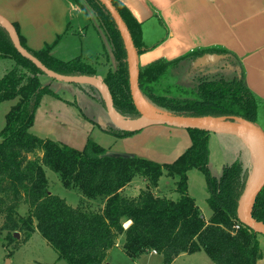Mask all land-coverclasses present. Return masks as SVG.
<instances>
[{
  "label": "trees",
  "instance_id": "16d2710c",
  "mask_svg": "<svg viewBox=\"0 0 264 264\" xmlns=\"http://www.w3.org/2000/svg\"><path fill=\"white\" fill-rule=\"evenodd\" d=\"M86 1L113 48L117 67L109 70L104 82L111 91L115 109L126 120H138L141 115L131 96L128 53L121 33L99 0ZM112 2L127 24L138 53H143L141 23L121 1ZM20 39L27 48L24 39ZM28 51L56 73L97 76L96 67L81 57L66 62L52 56L50 49ZM208 56L223 64L212 70L196 69V74L188 78ZM0 60L13 62L0 77V104L17 100L0 130V217L5 213L1 230L8 232L10 240H15L18 232L28 241L38 231L56 250L58 259L68 264H105L109 250L120 236H124L123 248L132 259L157 251L163 264H172L182 254L201 251L209 256L211 264H257L263 257L260 234L243 225L237 216L252 168L239 156L223 168L220 177L215 176L209 166L212 132L187 129L191 146L167 164L112 152L93 139L78 150L40 138L31 129L42 98L62 97L44 82L48 76L19 53L2 24ZM177 75L179 81L170 83ZM76 85L106 109L97 87ZM139 87L143 98L163 112L223 118L230 122L240 118L258 126L259 101L247 85L241 60L223 48H199L174 60H157L140 68ZM101 128L119 138L137 133L114 125ZM38 152L42 155L30 159L29 155ZM46 169L58 173L66 188H75L87 199L104 200L103 208L73 207L64 198L52 194ZM194 169L206 179L207 204L211 210L208 221L189 194L188 172ZM163 176L176 179V199L155 193ZM137 177L144 179L146 187L135 197L124 195L123 189ZM21 201L30 204L27 215L19 212ZM252 214L264 223V189L255 200ZM237 223L240 229H235Z\"/></svg>",
  "mask_w": 264,
  "mask_h": 264
},
{
  "label": "crops",
  "instance_id": "0c3cea01",
  "mask_svg": "<svg viewBox=\"0 0 264 264\" xmlns=\"http://www.w3.org/2000/svg\"><path fill=\"white\" fill-rule=\"evenodd\" d=\"M119 1L142 25L145 51L138 53L139 69L160 59H177L199 48H223L237 55L245 70L247 85L259 101L258 126L264 130V0ZM0 16L14 25L19 36L24 39L27 49L35 52L50 49L52 56L66 62L81 57L96 67L97 76L103 80L109 70L114 69L112 46L111 44L109 48L106 46L105 33L103 35L97 30L98 39H95L92 29L101 26L90 11L83 10L75 0H0ZM89 23L92 27L87 26ZM10 62L13 65V62ZM53 84L58 85L56 82ZM70 86H75L70 92L83 91L76 84ZM51 88L63 100L58 101L60 99L45 95L36 112L32 129L36 128V123L43 131L51 129L54 123H62L68 129L60 132V139H67L66 141L70 143L68 145L82 150L89 139L94 140L92 134L96 126H113L102 114L99 119L87 116L81 106V111H75L74 115L71 111L74 106L65 105L64 100L74 102L64 96L63 87L57 90L51 85ZM6 102L9 107L11 106L7 114L17 100ZM60 115H63L62 118ZM107 136L109 137L105 138L106 149L136 155L161 164L174 162L192 144L187 129L165 125L150 126L126 138L110 134ZM245 147L240 135L212 132L209 163L212 173L220 177L226 165L234 163L239 156L244 157ZM193 179H197L196 185ZM174 182L176 183V179L163 176L159 186L154 190L155 193L177 198ZM172 183L174 185L170 187ZM142 184L144 187L138 189V194L146 187V183L142 181ZM162 184H166L167 187ZM188 186L189 194L196 200L197 205L198 189L205 195L207 204L206 179H203L196 169L188 172ZM130 197L135 196L131 194ZM200 209L204 219L208 221L211 213L206 214L202 208ZM122 238L121 247L115 246L109 250L110 259L107 257V260H112L111 255L115 250L126 254L123 248L124 236ZM259 241L263 257L257 264H264V239L259 236ZM201 252L182 254L174 262L179 259L185 261ZM151 255L162 258L159 254H149ZM111 262L107 261L105 264Z\"/></svg>",
  "mask_w": 264,
  "mask_h": 264
},
{
  "label": "rangeland",
  "instance_id": "374dc122",
  "mask_svg": "<svg viewBox=\"0 0 264 264\" xmlns=\"http://www.w3.org/2000/svg\"><path fill=\"white\" fill-rule=\"evenodd\" d=\"M79 2H80L79 4L81 5L82 9L89 10L90 13L95 17L96 22L99 25H101L99 18L97 17L92 7L88 4V2L86 0H79ZM87 26L92 27L90 26V23ZM101 28L98 26L92 29L93 30L92 32L95 35V39H98L97 38L98 31L104 35L105 32ZM105 43H106V46L109 48L110 43L108 42L107 38L105 40ZM112 54H113V48H112ZM113 60H114L113 70H115L117 67L115 57H113ZM217 60L218 59L215 57V59L212 61H206V62L202 61L200 63V67H196L193 71L190 72V75H187V77L190 78L191 76H194L197 72L196 69L212 70L218 66H221L223 62L219 63L217 62ZM11 66L12 64L10 60H0V77H2L7 72V70L11 68ZM179 79H180V76L177 75L176 77L171 78V81L169 82L175 83V82H178ZM54 80H52L49 77H44V82L47 84L49 83L50 85H53V88L58 90V88L63 87L64 92H65L64 96H66V98L74 102L73 103L74 105H73L65 101V105H72V107L74 106L73 107L74 109L71 108L72 109L71 111L74 115L76 113L75 111L77 110L81 111L80 109V106H81L83 112L87 116L91 118L99 119L102 114V116L104 117L106 121H109L111 124H113L111 118L108 115L107 110L100 103H98L95 99H93L88 93L84 91L80 92L77 90L74 93L70 92V89H74L75 86H70L71 84L66 83V82L59 83L60 81L55 80V82L59 85L58 86V85L53 84L55 83ZM58 101H61V99ZM56 103H59V102H56ZM8 105H9L8 102H4L0 104V130H2L6 124V118H5L6 112L11 107V106L9 107ZM157 111L158 109H156V112ZM62 116L63 115H60V118H62ZM247 123L250 124L249 122ZM68 124L70 125L71 123L69 122ZM65 129L67 130L68 127L66 128V126H64L62 123L61 124L54 123L51 129L43 131L39 128V124L36 123V128L31 129V133L43 139H52V140L68 145L70 143L66 141L67 139H60V132L65 131ZM93 131L94 133L92 134V138H94V140L98 142L101 146L106 147L107 145L106 139L107 137H109L107 136L109 134L103 131L100 126H96V128ZM41 155H42V152H38V153L29 155V157L30 159H34ZM244 161L247 166H249L250 168H253L254 155L247 146L245 147V151H244ZM258 170L259 169L258 168L255 169V166H254V174H256ZM46 173L49 179L50 192L54 195L64 198L69 205L73 207H79V206L80 207H91L94 210H101L103 208L104 200L99 199V198L87 199L75 188H66L62 184L58 173L50 169H46ZM198 173H200L201 177L205 179V176L202 172L198 171ZM164 179L162 180V182H164ZM141 180L145 183L142 177L135 178L132 181V184L130 185V187L126 191H125L126 187L123 189L124 195L131 196L132 194L133 196H136L138 194V189L140 187H144ZM193 180L195 181V185H196L197 179H193ZM174 183L170 184L169 186L170 187L173 186ZM162 185L167 187L166 184H162ZM198 187L199 186L197 185V188ZM198 192H199L197 194L198 205L200 206V208H202V210L206 212V214H210L211 210H209L210 208L208 207V204H206L205 195L203 194V192L200 193L199 189H198ZM30 209H31L30 204L24 201L20 202L19 212L21 215H27ZM4 214L5 213H3L2 217H0V264H68L66 261L58 259V254L56 250L50 244H48V242L46 241V239L42 236L40 232H37V234H35L28 241H24V236L20 233H19L20 234L19 237L15 236L16 237L15 240H10L8 238V232L1 230V226L4 222ZM128 224L129 223H126L125 227H128L129 226ZM260 237L264 239L263 235H260ZM121 240H123L122 236H120L117 239L116 245H115L116 248L121 247L120 246ZM111 256H112V260H109L110 255H108L109 259L107 260L109 262L112 261L111 264H163V259L157 255H151V256L143 255L140 258L132 259L127 254L120 252L119 250H115ZM210 261L211 260L209 256L205 252H201L194 257L187 258V260L185 261L184 259H179V260H176V262L172 264H210Z\"/></svg>",
  "mask_w": 264,
  "mask_h": 264
},
{
  "label": "water",
  "instance_id": "95a60500",
  "mask_svg": "<svg viewBox=\"0 0 264 264\" xmlns=\"http://www.w3.org/2000/svg\"><path fill=\"white\" fill-rule=\"evenodd\" d=\"M109 11L112 18L114 19L121 36L124 40L126 50L128 53V63L130 70V90L134 105L139 111L141 117L138 120H126L116 111L114 106L113 97L109 87L105 84L104 80L98 76H67L54 72L49 69L39 58L28 51L21 42L20 36L15 29L14 25L6 18L0 16V24H2L9 31L12 41L21 55L32 61L39 69H41L48 77L55 79L60 82H66L70 84H81V85H93L97 87L105 99L106 110L109 117L112 120L114 126L118 129L138 132L147 127L154 125H165L174 128L182 129H200L210 132H223L232 133L237 135H247L256 138L262 144L264 153V130L256 125H245L240 123V118H236V122L226 121L223 118H211V117H186L170 114L158 110L159 113L152 115L147 111L143 105L145 100L141 94L139 87V63H138V50L134 44L132 35L129 31L127 24L122 18L121 14L113 4L112 0H99ZM215 58L212 56L206 57L204 62L209 61L208 59ZM146 101V100H145ZM149 103V102H148ZM153 106V105H152ZM154 107V106H153ZM157 109V108H156ZM138 122V123H137ZM253 153V151H252ZM254 158L255 154L253 153ZM252 173L254 174V161ZM248 182V187L242 195L237 209V216L239 221L246 227L256 231L260 235L264 236V223L257 221L252 214L253 205L258 195L264 189V163L260 169L259 175L255 181L251 184L252 175ZM19 233L16 232L15 236L19 237Z\"/></svg>",
  "mask_w": 264,
  "mask_h": 264
},
{
  "label": "bare ground",
  "instance_id": "6f19581e",
  "mask_svg": "<svg viewBox=\"0 0 264 264\" xmlns=\"http://www.w3.org/2000/svg\"><path fill=\"white\" fill-rule=\"evenodd\" d=\"M143 105L145 106L147 111L149 113H151L152 115H155V114L159 113L158 111L156 112V108L155 107H153L150 103H148L145 100H143ZM240 123L245 124V125L246 124L250 125L244 120H241ZM240 137H242V140L244 141V144L249 148V150H251V152L253 151V153L255 154L254 166H255V169H257V168L259 169L257 171V173L254 175V178H253V180L251 182V184H252L255 181L256 177L259 175L260 169L262 168L263 163H264V153H263V149H262V144H261V142L259 140H257L254 137H251V136L241 135Z\"/></svg>",
  "mask_w": 264,
  "mask_h": 264
},
{
  "label": "built area",
  "instance_id": "2783aa9c",
  "mask_svg": "<svg viewBox=\"0 0 264 264\" xmlns=\"http://www.w3.org/2000/svg\"><path fill=\"white\" fill-rule=\"evenodd\" d=\"M234 227H235V229H240V224L237 223V224H235ZM152 253H154V254H158L157 251H152Z\"/></svg>",
  "mask_w": 264,
  "mask_h": 264
}]
</instances>
